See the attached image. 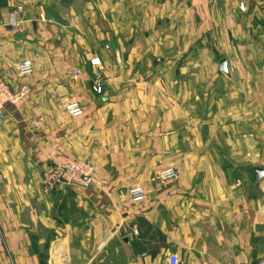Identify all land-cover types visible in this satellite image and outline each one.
Instances as JSON below:
<instances>
[{"label":"crops","instance_id":"obj_1","mask_svg":"<svg viewBox=\"0 0 264 264\" xmlns=\"http://www.w3.org/2000/svg\"><path fill=\"white\" fill-rule=\"evenodd\" d=\"M0 75V264L264 260V0H0ZM61 153L93 180L44 193Z\"/></svg>","mask_w":264,"mask_h":264},{"label":"built area","instance_id":"obj_2","mask_svg":"<svg viewBox=\"0 0 264 264\" xmlns=\"http://www.w3.org/2000/svg\"><path fill=\"white\" fill-rule=\"evenodd\" d=\"M219 2L221 0H211ZM240 10H243V4L238 5ZM22 11V7L17 6L15 10L10 13V30L16 32L19 23L15 20V14ZM42 20L43 18L40 17ZM92 64H98V58L91 60ZM33 71L30 60H20L17 63V76L26 78L31 75ZM78 71H72L73 78H76ZM97 93L101 92V86L95 87ZM30 93L26 84L20 85L17 89H12L9 83L0 75V120H3L6 115V108L8 106L16 105L22 101ZM64 112L72 118L80 117L83 114V108L78 101H70L65 104ZM176 170L172 167L160 170L157 174L158 178L166 181L176 177ZM94 176V167L90 160L79 159L71 157L64 153L56 155V157L45 166L41 176V187L44 193H48L58 186H72L81 185L88 186ZM127 195L132 202H141L146 199V193L141 186H133L128 189ZM168 264H179L176 254L171 253L167 257ZM251 264H264V260L257 259Z\"/></svg>","mask_w":264,"mask_h":264},{"label":"water","instance_id":"obj_3","mask_svg":"<svg viewBox=\"0 0 264 264\" xmlns=\"http://www.w3.org/2000/svg\"><path fill=\"white\" fill-rule=\"evenodd\" d=\"M218 71L219 72H226V61L225 59H220L218 62ZM257 175V179H261L264 175V171L259 167H254L253 169Z\"/></svg>","mask_w":264,"mask_h":264},{"label":"rangeland","instance_id":"obj_4","mask_svg":"<svg viewBox=\"0 0 264 264\" xmlns=\"http://www.w3.org/2000/svg\"><path fill=\"white\" fill-rule=\"evenodd\" d=\"M72 157V156H71ZM76 158V157H75ZM80 159V158H79ZM42 176V175H41ZM49 193V192H48Z\"/></svg>","mask_w":264,"mask_h":264}]
</instances>
